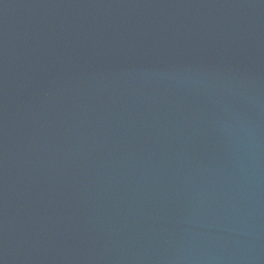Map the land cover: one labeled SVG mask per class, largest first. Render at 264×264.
I'll return each instance as SVG.
<instances>
[{
    "label": "water",
    "instance_id": "water-1",
    "mask_svg": "<svg viewBox=\"0 0 264 264\" xmlns=\"http://www.w3.org/2000/svg\"><path fill=\"white\" fill-rule=\"evenodd\" d=\"M0 264H264V0H0Z\"/></svg>",
    "mask_w": 264,
    "mask_h": 264
}]
</instances>
